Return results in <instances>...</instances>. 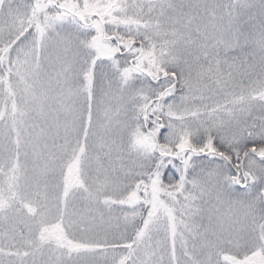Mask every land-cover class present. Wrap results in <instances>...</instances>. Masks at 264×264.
Listing matches in <instances>:
<instances>
[{"label":"snow or ice","instance_id":"snow-or-ice-1","mask_svg":"<svg viewBox=\"0 0 264 264\" xmlns=\"http://www.w3.org/2000/svg\"><path fill=\"white\" fill-rule=\"evenodd\" d=\"M0 264H264V0H0Z\"/></svg>","mask_w":264,"mask_h":264}]
</instances>
